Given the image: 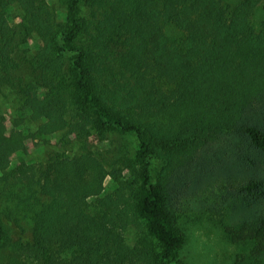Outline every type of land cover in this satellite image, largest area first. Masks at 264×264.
Instances as JSON below:
<instances>
[{"label": "trees", "instance_id": "16d2710c", "mask_svg": "<svg viewBox=\"0 0 264 264\" xmlns=\"http://www.w3.org/2000/svg\"><path fill=\"white\" fill-rule=\"evenodd\" d=\"M261 2L0 0V70L19 67L12 55L17 27L2 10L12 3L25 9V28L43 38L47 66L45 86L18 89V110H30L29 134L7 135L0 121V252L9 250L7 264H186L179 199L189 195V169L213 170L204 147L214 139L225 140L221 149L232 161L217 158L221 171L193 185L209 197L196 198L212 207L219 194L236 198L231 222L245 217L252 228L248 264L264 263V24L252 21ZM90 124L136 136L134 160L143 171L128 210L121 188L97 197L108 168L91 152L52 149L41 165L8 168L11 153L28 154L25 136L84 133ZM131 222L140 228L133 242L123 232Z\"/></svg>", "mask_w": 264, "mask_h": 264}, {"label": "rangeland", "instance_id": "374dc122", "mask_svg": "<svg viewBox=\"0 0 264 264\" xmlns=\"http://www.w3.org/2000/svg\"><path fill=\"white\" fill-rule=\"evenodd\" d=\"M55 7L58 8V6ZM2 10L8 24L17 27L14 38L16 51H13L12 55L14 57L16 55L19 67L7 75H4L0 70V121L4 122L7 135L15 131L29 134L30 125L24 115L29 114L27 112L30 110L28 108L18 110L21 95L18 89L25 82H34L36 91L45 86L43 77L47 66L41 57L44 41L36 31L25 28L28 22L21 14V12H25L22 6L12 3ZM59 14L62 12L59 11ZM252 21L256 27L264 24V2L255 7ZM68 62L69 60H66V63ZM45 89L41 90V94ZM67 117L70 116L67 114ZM88 127L89 131L84 133L65 129L41 139L25 136L23 141L28 149V154L11 153L8 158V168L24 162L30 165H41L46 162L49 151L52 149L65 152L68 155L83 151L91 152L99 156L108 168L104 180V190L97 197L105 194H117L118 188H121L125 198L130 199L129 191L140 186L143 171L142 164L134 160L137 146L136 136L116 129L97 132L91 124ZM224 144H226L225 140L214 139L204 147L206 149L204 153L208 154L205 159L208 163H206L207 169L210 167L213 170H205V166L201 165L189 169L190 174L185 178V187L189 195L179 199L181 214L179 227L185 238L181 255L186 264H248L249 256L252 255L253 244L251 245L250 240L246 239L252 228L249 230L243 222L245 217L241 219L242 221L240 220V223L231 222L230 214L236 212V198H227V192L219 194L213 198V207L208 204L200 206L199 197L196 198L200 195L203 198L206 195L209 197V190L199 193L198 188L194 189L193 185L201 183L202 177L206 173L216 174L221 171L217 164V158L232 161L231 154L221 149ZM159 167L161 165H158ZM156 171L157 169L154 171V177H157ZM2 174L3 172L0 170V176ZM4 191L5 184L0 185V201L5 195ZM95 199L97 198L93 196L87 198L86 207L88 209L96 204ZM131 202V199L128 203L124 198L120 199L122 208L126 210L129 209ZM139 230L136 222H131L123 232L127 240L133 242ZM8 253V249L0 252V264H7ZM23 259L26 260L24 257Z\"/></svg>", "mask_w": 264, "mask_h": 264}]
</instances>
